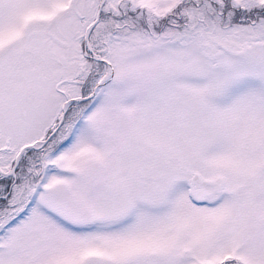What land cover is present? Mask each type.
Returning a JSON list of instances; mask_svg holds the SVG:
<instances>
[{
  "label": "snow or ice",
  "instance_id": "6c2138e0",
  "mask_svg": "<svg viewBox=\"0 0 264 264\" xmlns=\"http://www.w3.org/2000/svg\"><path fill=\"white\" fill-rule=\"evenodd\" d=\"M0 264H264V0H0Z\"/></svg>",
  "mask_w": 264,
  "mask_h": 264
}]
</instances>
